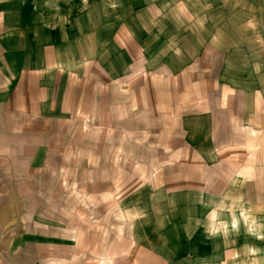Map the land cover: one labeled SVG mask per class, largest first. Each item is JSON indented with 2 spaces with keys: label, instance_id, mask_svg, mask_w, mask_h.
Masks as SVG:
<instances>
[{
  "label": "crops",
  "instance_id": "0c3cea01",
  "mask_svg": "<svg viewBox=\"0 0 264 264\" xmlns=\"http://www.w3.org/2000/svg\"><path fill=\"white\" fill-rule=\"evenodd\" d=\"M126 94L172 161L122 208L123 264H264V0H0V116ZM1 130L0 264H17Z\"/></svg>",
  "mask_w": 264,
  "mask_h": 264
},
{
  "label": "rangeland",
  "instance_id": "374dc122",
  "mask_svg": "<svg viewBox=\"0 0 264 264\" xmlns=\"http://www.w3.org/2000/svg\"><path fill=\"white\" fill-rule=\"evenodd\" d=\"M117 96L59 117L0 116L14 152L13 188L3 198L13 203L15 263L123 264L132 233L122 208L159 181L172 158L165 123L146 121L127 94L125 104Z\"/></svg>",
  "mask_w": 264,
  "mask_h": 264
}]
</instances>
